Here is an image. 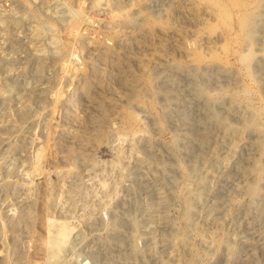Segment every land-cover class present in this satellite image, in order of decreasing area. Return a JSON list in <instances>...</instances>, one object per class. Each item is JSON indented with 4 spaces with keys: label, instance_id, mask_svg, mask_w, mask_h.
<instances>
[{
    "label": "rangeland",
    "instance_id": "rangeland-1",
    "mask_svg": "<svg viewBox=\"0 0 264 264\" xmlns=\"http://www.w3.org/2000/svg\"><path fill=\"white\" fill-rule=\"evenodd\" d=\"M258 1L0 0V264H264Z\"/></svg>",
    "mask_w": 264,
    "mask_h": 264
},
{
    "label": "bare ground",
    "instance_id": "bare-ground-1",
    "mask_svg": "<svg viewBox=\"0 0 264 264\" xmlns=\"http://www.w3.org/2000/svg\"><path fill=\"white\" fill-rule=\"evenodd\" d=\"M259 3L258 0H213V6L215 7V9L219 12L220 17L222 16V19L224 18H228L230 17L229 12L231 10V8H236L238 14L235 17V23L237 24V26L239 27L240 30L242 31H250V22H251V14H252V9L253 7L256 5V3ZM231 13V12H230ZM233 14V13H232ZM254 16V14H253ZM234 20V19H233ZM226 22V21H224ZM234 22V21H233ZM234 24V25H236ZM229 25V24H228ZM226 28V27H225ZM228 28V27H227ZM238 34V33H237ZM248 36V35H247ZM240 37V36H238ZM243 39V38H242ZM251 40V39H250ZM227 44V43H225ZM227 46V45H226ZM228 48V47H227ZM251 48V47H250ZM252 49V48H251ZM242 52V51H241ZM253 52V51H252ZM251 50H248L244 53H240L239 54V58L241 60V62L244 64L243 66H245L246 69V74L251 75L250 73V68H249V62L252 55ZM195 53V52H194ZM201 53V52H200ZM202 54V53H201ZM199 53H196V55L194 54V57H196V60L201 63V60L203 59V54L201 55ZM213 55V54H212ZM211 55V56H212ZM216 56V55H215ZM213 57V56H212ZM219 57V56H218ZM214 58V57H213ZM206 60V59H205ZM252 60V59H251ZM204 61V60H203ZM196 62V61H195ZM224 62V61H223ZM197 63V62H196ZM197 63V64H200ZM248 77V76H247ZM25 112V111H24ZM128 116L130 118H134V116L132 115L133 113H128ZM135 119V118H134Z\"/></svg>",
    "mask_w": 264,
    "mask_h": 264
}]
</instances>
